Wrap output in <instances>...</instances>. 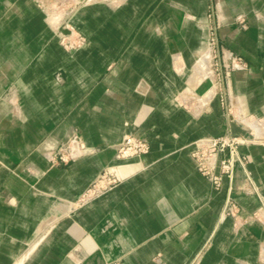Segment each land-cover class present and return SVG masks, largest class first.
Here are the masks:
<instances>
[{"label":"crops","instance_id":"1","mask_svg":"<svg viewBox=\"0 0 264 264\" xmlns=\"http://www.w3.org/2000/svg\"><path fill=\"white\" fill-rule=\"evenodd\" d=\"M0 264H264V0H0Z\"/></svg>","mask_w":264,"mask_h":264},{"label":"built area","instance_id":"2","mask_svg":"<svg viewBox=\"0 0 264 264\" xmlns=\"http://www.w3.org/2000/svg\"><path fill=\"white\" fill-rule=\"evenodd\" d=\"M79 45L80 41L66 42V46L71 50H76ZM241 144L242 140L239 137L230 134L201 141L197 144L194 158L198 163L200 171L209 177L216 187L220 186L224 176L230 179L233 178L237 163L245 162V159L241 158L239 154ZM77 145L78 143L74 140L66 148L67 150L61 148L56 155L62 162H67L68 156L65 150L71 153ZM147 149V145L143 141L128 137L120 147L119 156L121 158H133L144 154ZM216 170H218L217 175L215 174Z\"/></svg>","mask_w":264,"mask_h":264}]
</instances>
